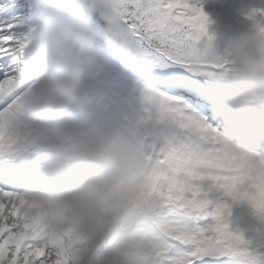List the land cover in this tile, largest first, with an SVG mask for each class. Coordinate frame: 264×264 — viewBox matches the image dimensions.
Listing matches in <instances>:
<instances>
[{
	"label": "snow or ice",
	"instance_id": "1",
	"mask_svg": "<svg viewBox=\"0 0 264 264\" xmlns=\"http://www.w3.org/2000/svg\"><path fill=\"white\" fill-rule=\"evenodd\" d=\"M115 13L148 64L143 99L161 125L144 152L146 181L136 198L144 212L127 255L133 264H264V253L232 230L235 204L264 219V166L245 167L247 153L229 157L208 85L229 71L225 60L208 65L199 48L210 23L199 0H114ZM20 0L0 2V264H91L95 245L74 228L46 232L35 214L37 201L24 190L29 169L16 163L31 131L21 120V97L31 76L23 52ZM264 9L249 19L264 33ZM208 39L211 36L207 37ZM223 193L231 203H220Z\"/></svg>",
	"mask_w": 264,
	"mask_h": 264
},
{
	"label": "clouds",
	"instance_id": "2",
	"mask_svg": "<svg viewBox=\"0 0 264 264\" xmlns=\"http://www.w3.org/2000/svg\"><path fill=\"white\" fill-rule=\"evenodd\" d=\"M30 42L22 57L30 74L21 116L39 126L43 154L19 157L29 169L25 191L46 232L74 228L95 245L91 264H133L125 255L137 238L144 205L136 198L146 181L144 151L122 127H89L88 81L115 55L127 70L139 48L114 9V0H32ZM199 57L208 65L227 60L233 70L208 88L229 138V157L255 172L264 166V33L253 23L221 45L211 37ZM76 110L77 115H72Z\"/></svg>",
	"mask_w": 264,
	"mask_h": 264
},
{
	"label": "rangeland",
	"instance_id": "3",
	"mask_svg": "<svg viewBox=\"0 0 264 264\" xmlns=\"http://www.w3.org/2000/svg\"><path fill=\"white\" fill-rule=\"evenodd\" d=\"M257 1V5L261 6V0H255ZM200 2V1H199ZM202 3L203 5H201L203 7V10L205 11V13H210L212 11L216 12V11H219L220 10V7L215 5V3H208V2H200ZM241 3V1H240Z\"/></svg>",
	"mask_w": 264,
	"mask_h": 264
},
{
	"label": "bare ground",
	"instance_id": "4",
	"mask_svg": "<svg viewBox=\"0 0 264 264\" xmlns=\"http://www.w3.org/2000/svg\"><path fill=\"white\" fill-rule=\"evenodd\" d=\"M20 3H22L24 5V9L22 11V14L26 13V7L27 5H32V0H20Z\"/></svg>",
	"mask_w": 264,
	"mask_h": 264
}]
</instances>
